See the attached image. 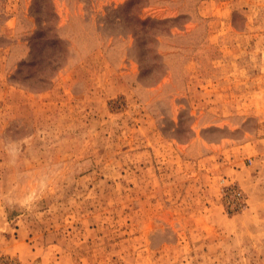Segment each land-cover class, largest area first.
<instances>
[{
  "label": "rangeland",
  "instance_id": "1",
  "mask_svg": "<svg viewBox=\"0 0 264 264\" xmlns=\"http://www.w3.org/2000/svg\"><path fill=\"white\" fill-rule=\"evenodd\" d=\"M0 140V264H264V0H0Z\"/></svg>",
  "mask_w": 264,
  "mask_h": 264
},
{
  "label": "clouds",
  "instance_id": "2",
  "mask_svg": "<svg viewBox=\"0 0 264 264\" xmlns=\"http://www.w3.org/2000/svg\"><path fill=\"white\" fill-rule=\"evenodd\" d=\"M0 151L5 155L7 191L0 193V208L21 207L31 211L54 190L67 172L63 162L48 161L41 164L44 175L27 186L30 176L22 165L23 151L20 141L0 140ZM23 187V195L18 194Z\"/></svg>",
  "mask_w": 264,
  "mask_h": 264
}]
</instances>
